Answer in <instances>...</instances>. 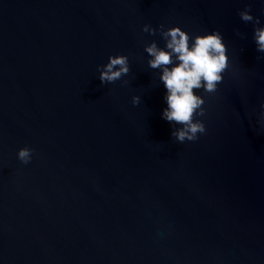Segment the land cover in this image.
<instances>
[{
    "label": "water",
    "instance_id": "95a60500",
    "mask_svg": "<svg viewBox=\"0 0 264 264\" xmlns=\"http://www.w3.org/2000/svg\"><path fill=\"white\" fill-rule=\"evenodd\" d=\"M249 5L264 27V0H0V264H264V53L239 15ZM161 24L227 45L218 91L194 90L207 128L195 142L162 117L145 51L165 47ZM113 55L130 72L102 84Z\"/></svg>",
    "mask_w": 264,
    "mask_h": 264
},
{
    "label": "clouds",
    "instance_id": "9594fccd",
    "mask_svg": "<svg viewBox=\"0 0 264 264\" xmlns=\"http://www.w3.org/2000/svg\"><path fill=\"white\" fill-rule=\"evenodd\" d=\"M245 22L255 25L254 41L257 51L264 53V27H260V18L251 14V6L239 13ZM143 31L155 35L157 29L145 25ZM159 32L165 40V47H159L153 41L145 46L151 57L148 65L151 69H160V80L167 89L165 96L167 108L162 113L163 119L173 125L172 137L179 143L195 142L206 134L207 128L203 120L205 116V98L196 91L214 94L223 82V73L230 67L227 45L219 30L206 35L193 37L181 27H169L165 30L160 25ZM237 35H243L237 30ZM102 84L115 83L122 80L130 72L127 55H113L106 65L98 67ZM127 83V81H125ZM133 105L141 103L140 96H134ZM264 124V120L261 121ZM179 125V127H175ZM34 149L25 147L19 150L18 159L27 165L31 162Z\"/></svg>",
    "mask_w": 264,
    "mask_h": 264
}]
</instances>
